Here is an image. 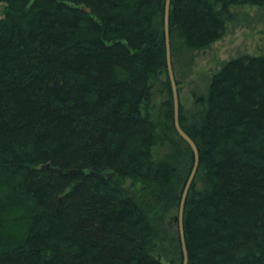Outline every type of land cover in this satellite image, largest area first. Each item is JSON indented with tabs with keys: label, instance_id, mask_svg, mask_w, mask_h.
Wrapping results in <instances>:
<instances>
[{
	"label": "trees",
	"instance_id": "1",
	"mask_svg": "<svg viewBox=\"0 0 264 264\" xmlns=\"http://www.w3.org/2000/svg\"><path fill=\"white\" fill-rule=\"evenodd\" d=\"M165 2L0 0V264H182ZM244 4L264 0H172L175 74ZM192 94L189 264H264V52Z\"/></svg>",
	"mask_w": 264,
	"mask_h": 264
},
{
	"label": "rangeland",
	"instance_id": "2",
	"mask_svg": "<svg viewBox=\"0 0 264 264\" xmlns=\"http://www.w3.org/2000/svg\"><path fill=\"white\" fill-rule=\"evenodd\" d=\"M4 3H0V17L4 14ZM234 18L228 23L227 33L210 47L195 52L192 69L188 61L175 60L180 80V102L188 116L196 110L192 91L206 87L209 78L228 60L242 54L257 55L264 52V6L244 4L232 7ZM191 72V73H190ZM188 74L187 78L183 77Z\"/></svg>",
	"mask_w": 264,
	"mask_h": 264
},
{
	"label": "water",
	"instance_id": "3",
	"mask_svg": "<svg viewBox=\"0 0 264 264\" xmlns=\"http://www.w3.org/2000/svg\"><path fill=\"white\" fill-rule=\"evenodd\" d=\"M171 3L172 0H166L165 2V39H166V48H167V66H168V72L172 84L173 97H174V122L177 132L191 146L194 154L193 166L189 173L185 186L183 188L178 215L176 217L179 226V233H180L181 246L183 252L182 264H189V252L187 248L186 235H185L184 215H185L186 201L200 166V153L197 143L191 137V135L182 127L180 123V95H179L178 83H177L176 74L174 71L173 59H172V44H171V32H170ZM86 9L88 11L91 10L90 8H86Z\"/></svg>",
	"mask_w": 264,
	"mask_h": 264
}]
</instances>
